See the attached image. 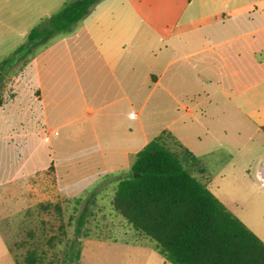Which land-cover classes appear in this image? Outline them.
<instances>
[{"label": "crops", "instance_id": "1", "mask_svg": "<svg viewBox=\"0 0 264 264\" xmlns=\"http://www.w3.org/2000/svg\"><path fill=\"white\" fill-rule=\"evenodd\" d=\"M66 2L0 0L32 6L34 18L20 31L26 35ZM57 35L62 36L45 50L32 49L33 61L13 80L16 95L4 105L22 116L20 125L32 126L23 139L41 144L42 127L63 113L58 101H87L86 114L95 115L89 128L99 136L96 151L75 157L55 151L47 161L36 151L32 162L37 171L63 166L60 181L68 196V182L78 178L68 166L86 164L85 172L101 181L123 171L122 179L135 154L162 134L168 146L184 144L190 132L201 141V131L226 134L233 117L264 133V0H164L160 30L131 0H100L70 32ZM58 46L71 55L65 68L54 60ZM255 174L264 178V159ZM57 181L49 183L52 195ZM4 183L8 179L0 174V187ZM0 244L4 247L1 239Z\"/></svg>", "mask_w": 264, "mask_h": 264}, {"label": "rangeland", "instance_id": "2", "mask_svg": "<svg viewBox=\"0 0 264 264\" xmlns=\"http://www.w3.org/2000/svg\"><path fill=\"white\" fill-rule=\"evenodd\" d=\"M131 2L141 17L160 30L164 0ZM60 7L57 6L53 13ZM32 12V6L0 4V60L9 57L25 41L26 34L20 31L33 20ZM22 17L31 18L20 21ZM39 21L36 20L34 25ZM3 23L9 27L3 26ZM61 36L57 35L49 44L38 46L35 51L45 50ZM57 49L59 52L54 60L65 68L71 55L63 46ZM33 57V50L20 55L6 70L0 85L3 105L16 95L13 80L26 65L32 63ZM64 68L62 71H65ZM86 103L58 101L57 111L63 113L55 123L42 127L44 140L41 144L38 139H23L22 136L32 126L20 125L22 116H17L5 105L2 111L0 109V117L2 115L5 119H0V174L3 181L8 179V183L0 187V239L5 247L0 244V264L22 263L25 251L34 244L46 250L48 259L56 255L60 260L65 251H70L69 245L73 242L81 244L77 264H169L156 252L150 239L135 232L112 209L114 188L120 174L125 172H116L114 178L101 181L95 174L85 172L90 166L70 165L71 171L79 179H84L74 177L68 182L71 193L68 196L64 191L65 183L60 181L64 174L63 166L56 165L43 171H37L33 166L36 151L42 154V161H47L55 151L71 153L73 157L81 152L96 151L94 146L99 136L89 128V122L95 119V115L89 117L86 114ZM149 108L150 103L144 111ZM241 120L240 117L229 120L233 128L226 134L201 131L197 134L201 138L198 141L190 132L184 144L169 143V148L181 159L191 156L194 162L187 160L191 175L264 240V184L255 174L257 165L264 159V133L255 132L244 124L240 126ZM213 137L223 139L215 142ZM53 179L58 180L55 182V195L48 189ZM59 189L62 191L59 192ZM45 204H49V208L41 207ZM78 222L82 226L76 231ZM85 234L87 237H84Z\"/></svg>", "mask_w": 264, "mask_h": 264}, {"label": "trees", "instance_id": "3", "mask_svg": "<svg viewBox=\"0 0 264 264\" xmlns=\"http://www.w3.org/2000/svg\"><path fill=\"white\" fill-rule=\"evenodd\" d=\"M99 1L72 0L41 20L10 57L0 60V85L18 55L70 32ZM184 158L171 151L164 134L149 141L135 154L128 175L116 183L111 199L114 212L150 239L169 264H264V243L191 175L187 160L194 162L193 158ZM81 226L78 222L76 231ZM80 245L73 242L59 260L56 255L48 259L46 250L34 244L16 264H77Z\"/></svg>", "mask_w": 264, "mask_h": 264}, {"label": "water", "instance_id": "4", "mask_svg": "<svg viewBox=\"0 0 264 264\" xmlns=\"http://www.w3.org/2000/svg\"><path fill=\"white\" fill-rule=\"evenodd\" d=\"M264 182V178L261 179Z\"/></svg>", "mask_w": 264, "mask_h": 264}]
</instances>
